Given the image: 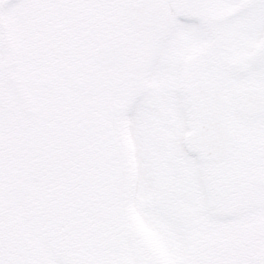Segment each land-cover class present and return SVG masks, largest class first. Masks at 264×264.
Instances as JSON below:
<instances>
[{"label": "snow or ice", "instance_id": "snow-or-ice-1", "mask_svg": "<svg viewBox=\"0 0 264 264\" xmlns=\"http://www.w3.org/2000/svg\"><path fill=\"white\" fill-rule=\"evenodd\" d=\"M188 71L207 85L192 105ZM26 95L72 110L48 224L68 239L26 219L31 256L0 226V264H264V0H0V135Z\"/></svg>", "mask_w": 264, "mask_h": 264}, {"label": "flooded vegetation", "instance_id": "flooded-vegetation-1", "mask_svg": "<svg viewBox=\"0 0 264 264\" xmlns=\"http://www.w3.org/2000/svg\"><path fill=\"white\" fill-rule=\"evenodd\" d=\"M81 20L85 24L102 22L101 17L93 19L87 12L81 14ZM116 46L122 56L132 50L131 41L124 34L119 36ZM200 54L188 58V63L195 64ZM11 75L16 79L14 69ZM200 84L197 73L188 71L180 90L184 95L188 91V96H193L192 90ZM71 120L72 110L68 106L26 95L22 110L13 107L9 111L0 135V183L7 196L0 226L10 247L31 256L35 255L37 244L26 233V219L38 224L42 240L63 244L68 239L64 231L50 234L48 224L68 197L63 172L65 165L72 162V147L78 142L76 137L68 136ZM120 141L127 150L129 162L134 163L135 144L125 120L121 123ZM11 258L16 259L15 253ZM21 264H31L29 257H24Z\"/></svg>", "mask_w": 264, "mask_h": 264}, {"label": "rangeland", "instance_id": "rangeland-1", "mask_svg": "<svg viewBox=\"0 0 264 264\" xmlns=\"http://www.w3.org/2000/svg\"><path fill=\"white\" fill-rule=\"evenodd\" d=\"M146 238H148V239H149V240L155 245L156 242L151 240L150 235H147V234H146Z\"/></svg>", "mask_w": 264, "mask_h": 264}, {"label": "water", "instance_id": "water-1", "mask_svg": "<svg viewBox=\"0 0 264 264\" xmlns=\"http://www.w3.org/2000/svg\"><path fill=\"white\" fill-rule=\"evenodd\" d=\"M131 18H133V19H134V18H135V14H131Z\"/></svg>", "mask_w": 264, "mask_h": 264}]
</instances>
